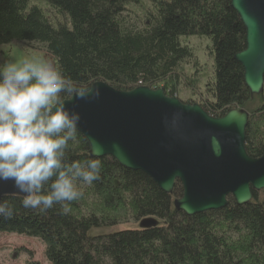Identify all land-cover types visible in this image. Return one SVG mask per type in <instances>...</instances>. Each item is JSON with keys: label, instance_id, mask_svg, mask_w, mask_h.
I'll return each instance as SVG.
<instances>
[{"label": "trees", "instance_id": "1", "mask_svg": "<svg viewBox=\"0 0 264 264\" xmlns=\"http://www.w3.org/2000/svg\"><path fill=\"white\" fill-rule=\"evenodd\" d=\"M188 37L208 39L214 61L210 99L200 107L214 118L247 110L246 153L263 156L264 86L258 96L244 86L234 56L244 50L245 33L230 0H0V46L37 45L87 86L163 88L176 97L182 67L193 58L180 43ZM67 156L95 159L78 132ZM100 160L101 178L83 186L67 214L60 205L41 213L24 209L21 197H4L16 211L0 217V233L39 240L49 264H264V191L253 192L247 205L228 198L222 210L188 217L174 207L179 182L167 195L145 174ZM150 217L164 225L132 228Z\"/></svg>", "mask_w": 264, "mask_h": 264}, {"label": "water", "instance_id": "2", "mask_svg": "<svg viewBox=\"0 0 264 264\" xmlns=\"http://www.w3.org/2000/svg\"><path fill=\"white\" fill-rule=\"evenodd\" d=\"M230 8L245 33L244 50L234 60L249 94L258 96L264 86V0H230ZM91 86L99 89V97L65 100L80 114L78 133L90 157H110L126 170L141 172L167 195L179 182L177 211L188 217L219 211L228 206V198L244 206L253 192L264 191V155L251 158L245 150L247 111L234 108L214 118L197 104L167 96L163 88ZM9 196L23 198L11 181L0 182V198ZM163 225L150 217L137 230Z\"/></svg>", "mask_w": 264, "mask_h": 264}, {"label": "clouds", "instance_id": "3", "mask_svg": "<svg viewBox=\"0 0 264 264\" xmlns=\"http://www.w3.org/2000/svg\"><path fill=\"white\" fill-rule=\"evenodd\" d=\"M99 95L44 59L25 57L0 67V182H12L24 209L44 213L60 205L67 214L83 197V186L101 178L100 159H68L80 114L65 103ZM15 211L0 198V217L12 218Z\"/></svg>", "mask_w": 264, "mask_h": 264}, {"label": "rangeland", "instance_id": "4", "mask_svg": "<svg viewBox=\"0 0 264 264\" xmlns=\"http://www.w3.org/2000/svg\"><path fill=\"white\" fill-rule=\"evenodd\" d=\"M129 9L136 10L132 7ZM48 14L54 18V15ZM180 43L191 49L193 58L189 64L182 67L183 77L177 85L176 98L185 104L200 105L210 99L207 84L214 78V61L210 56L211 44L206 38L196 37L181 38ZM25 57L54 63V60L37 45L12 43L0 46V67L8 61H18ZM132 228L137 230V225ZM44 250L45 247L37 239L0 233V264H49L45 259Z\"/></svg>", "mask_w": 264, "mask_h": 264}, {"label": "built area", "instance_id": "5", "mask_svg": "<svg viewBox=\"0 0 264 264\" xmlns=\"http://www.w3.org/2000/svg\"><path fill=\"white\" fill-rule=\"evenodd\" d=\"M140 87H142V86H140Z\"/></svg>", "mask_w": 264, "mask_h": 264}, {"label": "flooded vegetation", "instance_id": "6", "mask_svg": "<svg viewBox=\"0 0 264 264\" xmlns=\"http://www.w3.org/2000/svg\"><path fill=\"white\" fill-rule=\"evenodd\" d=\"M200 105H201V104H200ZM200 105H199V106H200Z\"/></svg>", "mask_w": 264, "mask_h": 264}]
</instances>
